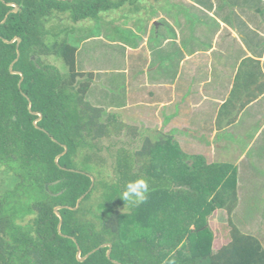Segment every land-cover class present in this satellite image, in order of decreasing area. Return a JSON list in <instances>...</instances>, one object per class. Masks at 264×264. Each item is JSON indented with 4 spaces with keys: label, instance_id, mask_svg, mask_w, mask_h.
Returning <instances> with one entry per match:
<instances>
[{
    "label": "trees",
    "instance_id": "16d2710c",
    "mask_svg": "<svg viewBox=\"0 0 264 264\" xmlns=\"http://www.w3.org/2000/svg\"><path fill=\"white\" fill-rule=\"evenodd\" d=\"M142 1L0 0V264H264L260 239L233 218L236 168L185 153L172 133H138L123 112L105 118L87 100L92 73L76 69L83 39L72 44L48 27L59 14L75 24ZM9 3L19 11L10 12ZM174 5L176 15L189 17ZM15 37L21 39L13 65L22 73L20 86L21 77L9 71L16 42H4ZM48 56L60 58L67 72L44 62ZM30 111L41 113L40 129ZM127 132L142 138L139 149L105 144L130 137ZM63 145L67 151L56 164ZM141 178L149 185L147 199L124 201L127 184ZM84 194L77 209L59 210L58 232L54 208L75 207ZM221 212L228 240L216 250L208 219ZM104 244L111 245L109 258L102 247L77 259L78 248L84 257Z\"/></svg>",
    "mask_w": 264,
    "mask_h": 264
},
{
    "label": "crops",
    "instance_id": "0c3cea01",
    "mask_svg": "<svg viewBox=\"0 0 264 264\" xmlns=\"http://www.w3.org/2000/svg\"><path fill=\"white\" fill-rule=\"evenodd\" d=\"M241 1L237 0L240 6L225 0L218 4L194 0L189 8L179 6L189 17L176 15V5L171 4L164 9L172 15V22L161 27L164 31L158 30L156 15L148 20L156 36L137 26L131 32L134 39L85 38L76 51V69L93 75L87 93L92 105L105 108L91 101L94 90L99 95L113 92L110 98L119 96L121 111L133 107L134 112L150 109L153 117L155 112L161 115L170 134L179 132L195 145L182 151L236 168L238 191L247 188L253 208L256 204L260 208L264 207V0ZM190 7L200 10L201 16ZM92 42L116 49L123 66L114 69L109 61L91 67L89 59H80L98 56L96 49L86 53ZM262 212H256L258 221L264 218Z\"/></svg>",
    "mask_w": 264,
    "mask_h": 264
},
{
    "label": "rangeland",
    "instance_id": "374dc122",
    "mask_svg": "<svg viewBox=\"0 0 264 264\" xmlns=\"http://www.w3.org/2000/svg\"><path fill=\"white\" fill-rule=\"evenodd\" d=\"M192 1L194 0H143L141 5L140 4L135 6L126 5L121 9L105 11L100 14V17L97 20L88 19L75 24L68 21L66 19L65 14H59L58 16L61 19L52 20L51 23L48 24V27L52 28L51 32L57 33L58 38L61 39L67 36L66 37L67 40L75 45H78L79 40L81 39L99 36V35L105 36L106 38H109V40L112 41L122 40V37H128L130 39H134L135 37L131 32H133V30L137 26H138L137 28H141L145 26L146 31H152V34L156 36L155 33H153L155 31L153 23L151 25L150 22L148 21L149 18H151L150 16L153 15L154 10L157 11L155 21H157L158 24L160 23V25H158L160 29L158 30H161L163 24L168 23V21L172 22V15L165 13L164 10L165 7L168 6L170 7L171 4H177V6L185 5L189 8L188 4L189 2ZM209 1L214 2L213 4H218V0H209ZM225 1L230 3L231 6H233L234 3L235 5L236 3H238L240 6V3L237 2V0H225ZM239 1L242 3L241 0ZM228 3H226L225 5H229ZM190 11L192 13L199 15V17L201 16L200 10H198L197 8L195 9V7L194 8L190 7ZM167 12L173 13L172 11H167ZM126 23H131V24L130 25L128 24V27H125V25H127ZM184 26L187 27V25ZM67 27L68 28L71 27L70 32L69 31H67L66 33L61 32V30ZM49 38L50 39L48 40L52 41L54 39V36L53 35L49 36ZM86 49H88L86 52L87 54L93 52L92 49H96L95 52L96 54H98V56H80V59H82L83 57H85V59L87 60L89 59V61H87L88 63L87 62L83 63L84 65H86L87 63L88 65H91V67H96L100 65H106L109 61H112L113 62L112 67L115 69L122 67L124 64L123 57L122 59H120L119 52H116L115 51L116 49H113L110 45H104V43H98V42H96V45H94V42H92L87 46ZM43 61L56 67L61 74H65L67 72V68L63 63V61L60 58H57L56 56H48L45 58L43 57ZM80 67H82V63ZM113 79L115 78L113 77L111 79H106V80L107 82H112ZM108 88L109 87L107 86L106 89L108 90ZM113 89L114 90L117 89V84H116V88ZM109 93L112 94L113 92H109ZM115 93L118 94L119 92L116 91ZM110 94H106L102 92V95H99V93H97V91L94 90L92 96L93 100H91L92 102L95 100V103L98 105H105L104 108L105 118L109 117V115L112 113L118 114L120 112H123L122 115L125 117L127 124L132 123V128L135 129L137 128L136 130H139L138 133L140 132L143 133L144 135H152L151 134L152 131L161 130L165 134H170L169 132H171V130H168V125H163L162 123L163 117L161 115H158L155 112L154 113L155 115L153 117L152 115L153 111L150 109L149 110L142 109L140 111L136 110L134 112L133 107L121 111L122 108L119 105V103L121 102L119 100V96L118 98L114 96L110 98ZM175 125L178 128H182L183 126L178 123H176ZM127 133L130 137L128 136L126 137L123 134V136H121L120 141H116L118 139L112 138L111 140H105V144L108 143L107 141H111V142L115 141L118 147L124 145L126 148L133 151L139 149L142 144L141 141L142 138L139 136L134 137L129 132ZM133 134L135 135L137 133L135 132ZM173 137L181 149L183 150L189 149V151L194 149L195 145L194 146L191 145L192 144L191 139L185 138L186 137L185 135L179 134V132H177L176 134L173 135ZM108 162L110 163V160ZM246 189L247 188L238 191L239 203L234 211L233 218L235 223L238 224V226L242 229L243 232L254 234L256 237L260 239V241L264 246V218L262 220V218L260 217L262 221H258L256 218V214H257L256 212L263 211L261 214H264V207L261 206L260 208H257L260 204L258 205L256 204L257 206L255 205L254 208L253 206L252 208L249 207L248 204L252 202V198H247ZM250 208L252 209V211L250 210ZM215 215L210 216V218L208 219L209 222L208 224L213 231L214 242H215L214 248L217 250L227 242L228 240L227 234L229 228L226 225V215L224 212H221L220 215L217 214Z\"/></svg>",
    "mask_w": 264,
    "mask_h": 264
},
{
    "label": "water",
    "instance_id": "95a60500",
    "mask_svg": "<svg viewBox=\"0 0 264 264\" xmlns=\"http://www.w3.org/2000/svg\"><path fill=\"white\" fill-rule=\"evenodd\" d=\"M1 1L3 2V0H1ZM7 5H8V6H11V7L13 8L10 12L15 13V12H18V11H19V7H18L16 4H14V3H9V4H7ZM6 18H7V15L5 16V18L3 19V21H2L1 23H3V22L6 20ZM20 41H21V39H20L19 37H15L14 39H12V40H10V41L4 40V42H6V43H14V42H16L17 57H16V59L10 64V66H9V71H10L11 74L19 75V76L21 77V79H20V81H19V86H20V83H21V80H22V73L19 72V71H15V70H13V65H14V63H15V62L18 60V58H19V50H18V47H19V43H20ZM30 108H31V106H30V102H28V109L30 110ZM30 112H31V114H33V115H37V116H38V118L34 121V125L36 126V128L40 129L36 124H37V122H38V121L41 119V117H42L41 113L33 112V111H30ZM63 149H64V151H63L61 154H59V155L55 158V163H56V164H58V160H59V158H60V157H61V156L67 151V148H66V146H64V145H63ZM91 181H92V184H91V187H92V185H93V181H94L92 177H91ZM91 187H90V188H91ZM85 195H86V194L82 195V196L77 200L75 207H69V206H57V207L54 208V213H55V215L59 218V223H58V225H57V230H58V232H60L61 223H62V218H61V216H60L59 210L62 209V208L77 209V208L79 207V204H80L81 200L85 197ZM102 247H108V250H107V257L109 258L110 251H111V245H110V244H104V245H101L100 247L94 249L93 251L89 252V253H88L87 255H85L84 257H81V252H80V250H79V248H78V250H77V254H76L77 259H78L80 262H82V261H84V260H85L90 254H92L94 251H96V250H98V249H100V248H102Z\"/></svg>",
    "mask_w": 264,
    "mask_h": 264
},
{
    "label": "clouds",
    "instance_id": "9594fccd",
    "mask_svg": "<svg viewBox=\"0 0 264 264\" xmlns=\"http://www.w3.org/2000/svg\"><path fill=\"white\" fill-rule=\"evenodd\" d=\"M148 191V182L143 178L137 179L127 184L126 189L122 194V198L126 202L139 204L147 199Z\"/></svg>",
    "mask_w": 264,
    "mask_h": 264
}]
</instances>
